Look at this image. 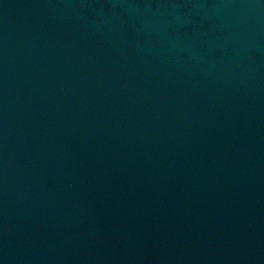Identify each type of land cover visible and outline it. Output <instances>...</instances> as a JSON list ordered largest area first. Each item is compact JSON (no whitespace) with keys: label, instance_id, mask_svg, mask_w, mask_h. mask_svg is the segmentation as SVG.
I'll use <instances>...</instances> for the list:
<instances>
[{"label":"water","instance_id":"95a60500","mask_svg":"<svg viewBox=\"0 0 264 264\" xmlns=\"http://www.w3.org/2000/svg\"><path fill=\"white\" fill-rule=\"evenodd\" d=\"M0 264H264V0H0Z\"/></svg>","mask_w":264,"mask_h":264}]
</instances>
